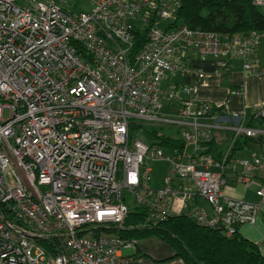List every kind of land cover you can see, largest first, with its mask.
Here are the masks:
<instances>
[{
	"label": "built area",
	"instance_id": "1",
	"mask_svg": "<svg viewBox=\"0 0 264 264\" xmlns=\"http://www.w3.org/2000/svg\"><path fill=\"white\" fill-rule=\"evenodd\" d=\"M59 1L0 0V264H128L123 250L136 242L118 230L130 196L154 223L184 214L196 195L214 211H200L202 225L231 237L254 223L264 184L259 204L225 198L227 158L202 146L214 131H231L235 145L264 128L246 113L215 112L190 87L163 84L169 72H194L192 56L219 59L225 72L243 58L246 71L263 74L260 38L192 30L179 20V0H94L88 12ZM252 117L264 119V106ZM133 125L138 134L180 132L184 148L135 140ZM159 161L168 174L152 189ZM238 165L249 186L264 177V151L230 163Z\"/></svg>",
	"mask_w": 264,
	"mask_h": 264
},
{
	"label": "trees",
	"instance_id": "2",
	"mask_svg": "<svg viewBox=\"0 0 264 264\" xmlns=\"http://www.w3.org/2000/svg\"><path fill=\"white\" fill-rule=\"evenodd\" d=\"M179 19L188 28L196 31L217 33L229 37L257 33L264 34V13L255 0H179ZM222 110V108H219ZM262 123V122H261ZM155 138L164 143L165 135L153 131ZM250 140L240 143L229 154L228 161L244 150ZM184 148V143H174ZM129 218L127 225L134 227L129 232L119 233L127 239L157 237L172 245L185 264H264V254L258 244L241 236L239 232L227 237L222 231L205 228L190 216H172L169 220L150 226L148 209L139 205L136 198L127 199ZM38 243L52 250L53 244L45 239Z\"/></svg>",
	"mask_w": 264,
	"mask_h": 264
},
{
	"label": "crops",
	"instance_id": "3",
	"mask_svg": "<svg viewBox=\"0 0 264 264\" xmlns=\"http://www.w3.org/2000/svg\"><path fill=\"white\" fill-rule=\"evenodd\" d=\"M260 6L264 7V5ZM259 53L262 57V64L264 67V34L262 36ZM188 66L193 68L194 72L185 75L178 74L180 75V82L175 84H182L192 88L194 97L197 101L211 103L217 108H222V110H225L229 115L251 112L255 108L264 105V74H246L243 71L242 60H236L233 63L231 74L225 73L224 62L212 57L195 58L192 56L191 60L188 62ZM201 72L204 74L203 78L199 76ZM239 88H242L244 92L241 98H238L234 93L236 90H240ZM172 108L177 111L179 106L178 104H174ZM217 140L219 145L220 139H218V136L216 142ZM223 140L226 141V149L228 150V154H230L231 136L225 135ZM221 143L223 144V141ZM257 148L259 147L257 146ZM255 195L256 200L249 202L257 203L259 201L258 195ZM189 204L192 210L191 218L194 221H197L193 216V211L195 209H199V212L205 211L209 216L214 215L213 208L208 203L209 211L207 208L199 205L198 199L190 201ZM204 227L214 230L210 226ZM133 228L134 227L131 225H127L126 222V228L122 233L129 232L126 230H131ZM238 232L244 238L258 244L264 254V212L258 216L254 225H241ZM125 239H127V237ZM143 239L147 240L139 241ZM143 239H128L136 242L134 247L123 250V256L130 258L128 264H185L184 260L180 256H177L176 249L164 240L157 237ZM124 251L126 252L124 253Z\"/></svg>",
	"mask_w": 264,
	"mask_h": 264
},
{
	"label": "rangeland",
	"instance_id": "4",
	"mask_svg": "<svg viewBox=\"0 0 264 264\" xmlns=\"http://www.w3.org/2000/svg\"><path fill=\"white\" fill-rule=\"evenodd\" d=\"M59 4L66 10L70 11V10H74V11H91L93 8V4H94V0H60ZM259 9L264 13V7L262 6H258ZM262 36V35H261ZM180 82V75L173 73V72H169L166 74V81L163 84V88L169 90V88L174 85L175 83ZM250 113V112H249ZM5 117L8 118L9 117V113L6 111L5 112ZM153 131H157L159 133V135H165V139L164 140H169L170 142L168 143H164L162 140L157 139L158 141H160L162 143L163 146H171V147H178L180 148V146H177L176 142H181V135L180 132L177 133L175 130H173L171 133V129L169 128H162V130L160 129H148L146 133L143 134H138L137 132H135V140H141L143 142H147L150 143V135H152ZM179 137H178V136ZM225 136V134L223 133H219L218 134V139H220V143L218 145V140L216 142V144L212 145V149L214 154L217 156L219 155V153L221 151H223V156L228 152V150L226 149V141L223 140V137ZM155 137V136H154ZM223 141V144L221 143ZM257 146L259 148H257ZM259 151L260 150V146L250 140L249 144L247 145V147L244 150H241L240 152H238L236 154L237 158L239 159H243L245 158V156H248L249 153H251L252 151ZM201 153V151H198V154ZM150 168L152 169V181H151V188L152 189H157L161 186V183L163 181V179L165 178V176L167 175L168 172V164L165 162H159V163H154L150 165ZM239 173L242 172V168L240 166L237 167L236 169ZM227 173L232 174L233 170L227 169L226 170ZM234 188H229L226 187L224 189V194L225 197L227 198H231L234 200H239V201H255L256 200V190H257V186L256 185H252L249 189L246 188L245 184L239 181V178L237 179V181L234 183ZM190 201V200H188ZM260 201V199H259ZM198 202L199 205L207 208V210L209 211V207L207 202L199 197L198 198ZM189 210H191V208L189 207ZM192 211V210H191ZM199 213V209H195L193 211V216L194 219L197 218V215ZM147 239H143V240H139L141 241H146ZM138 241V242H139ZM126 251H124L125 253Z\"/></svg>",
	"mask_w": 264,
	"mask_h": 264
},
{
	"label": "bare ground",
	"instance_id": "5",
	"mask_svg": "<svg viewBox=\"0 0 264 264\" xmlns=\"http://www.w3.org/2000/svg\"><path fill=\"white\" fill-rule=\"evenodd\" d=\"M256 1V0H255ZM256 4V3H255ZM257 6H260L259 4H256ZM264 5V4H263ZM180 20V19H179ZM181 21V23H183L182 22V20H180ZM253 34H256L259 38H260V46H261V43H262V36L260 35V34H257V33H253ZM253 34H247V35H253ZM260 48V47H259ZM236 60H242L243 61V71L246 73V74H252V73H250V72H248V71H246L245 69H244V64H245V60L243 59V58H237V59H234L232 62H231V68H230V70H229V72H225L226 74H231V72H232V68H233V63L236 61ZM190 67V66H189ZM260 67L262 68V69H264V67H263V64H262V62H261V65H260ZM264 74V73H263ZM263 74H260V75H263ZM253 75H256V74H253ZM175 85V84H174ZM177 85H182V84H177ZM185 86V85H184ZM240 90H236L235 92H240V94H237V93H235V95H237L238 96V98H241V96L243 95V89L242 88H239ZM194 93V92H193ZM194 95V94H193ZM187 97L188 96H184L183 98H185V99H187ZM177 104V103H176ZM211 104V103H210ZM213 105V104H212ZM214 106V105H213ZM264 106V105H263ZM262 106H260V107H257V108H255L253 111H251L250 113L249 112H243V113H246L248 116H249V125L250 126H252V127H260V128H264V119L263 118H258V119H255V118H253L252 117V115H253V113L254 112H256L258 109H260ZM214 108H215V112H217V113H221V114H225V115H229L225 110H219V108H217V107H215L214 106ZM229 116H234V115H229ZM262 122V123H261ZM137 126L136 125H133V127H132V133L134 134L137 130ZM219 133H223V134H225V135H227V136H231L232 137V132L231 131H227V132H219V131H214V140L211 142V143H208L206 146H202V148H207L208 149V153L209 154H212L218 161H220V160H223V159H225V158H227V163L225 164L226 166H225V168H224V170H223V172H224V177L226 178V181H227V184L225 185V187L223 188V194H224V189L226 188V187H229V188H234L235 186H234V183L237 181V179L239 178V181L240 182H242L241 180H240V176H241V173H239L236 169H237V167L238 166H240V165H238L235 169H233V167H231L230 166V163H231V161L233 160V161H242V160H244V159H247V158H249L251 155H252V153H258V154H261L263 151H264V136L263 135H260V136H258V137H255V138H248V137H240L238 140H237V142L235 143V145H234V143L231 141V152H230V154L234 151V149L236 148V146H238L240 143H245L246 142V140H252V141H254V142H256L259 146H260V151H252L251 153H249V155H248V157H245V158H243V159H239V158H237V156L234 158V159H232L230 162L228 161V158H229V154H228V152L223 156V151H221L220 153H219V155H215L214 154V152H213V149H212V145L213 144H216V138H217V136H218V134ZM230 134V135H229ZM180 135H181V133H180ZM181 141H182V136H181ZM183 142V141H182ZM247 146V145H246ZM166 149H169V148H176V147H171V146H164ZM201 148V149H202ZM246 148V147H245ZM180 149H182V148H180ZM200 151V150H199ZM197 155H199L198 154V151H197V153H196ZM159 162H165V161H159ZM159 162H155V163H159ZM165 163H167V162H165ZM152 164H154V163H152ZM168 164V163H167ZM169 166V165H168ZM241 167V166H240ZM242 168V167H241ZM169 169V168H168ZM227 169H230V170H233V173L232 174H229V173H227L226 172V170ZM152 170V169H151ZM167 174H168V172H167ZM152 175V174H151ZM167 176V175H166ZM165 176V177H166ZM230 177V178H229ZM256 180H254L249 186H247L244 182H242V183H244L245 184V186H246V188H250L252 185H256L257 186V190H256V194L258 195V191L261 189V187H263V184H264V177H261L260 175H256ZM165 179V178H164ZM164 179H163V181H164ZM152 181V180H151ZM163 181H162V183H163ZM161 183V184H162ZM161 187V186H160ZM159 187V188H160ZM191 188H192V190L195 192V190H196V186L195 185H192L191 186ZM158 189V188H157ZM200 196H198V195H196V197L195 198H191V199H189L190 201H195V200H197L198 198H199ZM224 197H225V194H224ZM202 198V197H201ZM225 198H227V197H225ZM258 198L260 199V201H258L257 203H253V202H249V201H247V200H244V201H241V202H245V203H249V204H259V203H261L262 202V198L258 195ZM204 199V198H203ZM229 199H231V198H229ZM205 200V199H204ZM231 200H234V199H231ZM190 201H188V206H187V209H186V212L184 213V215H187V216H190L191 217V213H192V211L191 210H189V202ZM206 201V200H205ZM234 201H239V200H234ZM207 202V201H206ZM210 205V204H209ZM142 206V205H141ZM211 206V205H210ZM145 207V206H144ZM129 212H130V210H129ZM264 212V207H262L260 210H259V212L257 213V217H256V220H257V218H258V216H260L262 213ZM200 213V212H199ZM199 213H198V215H199ZM198 215H197V223H199L198 222ZM128 218H129V216H128ZM149 218V224H147V225H150V226H156V225H158L159 223H162V222H159V223H154L153 222V220H151L150 219V216L148 217ZM171 218V217H170ZM169 218V219H170ZM169 219H167V220H169ZM256 220H255V222L254 223H250V222H247V223H242V224H239L237 227H236V233L238 232V230H239V227L241 226V225H244V224H250V225H254L255 223H256ZM164 222V221H163ZM200 224V223H199ZM202 225V224H201ZM203 226H206V225H203ZM212 228V227H211ZM214 229V228H213ZM217 230V229H216ZM219 231H222L224 234H225V232L223 231V230H219ZM236 233L234 234V235H236ZM226 235V234H225ZM233 235V236H234ZM228 237V236H227ZM232 237V236H231Z\"/></svg>",
	"mask_w": 264,
	"mask_h": 264
}]
</instances>
